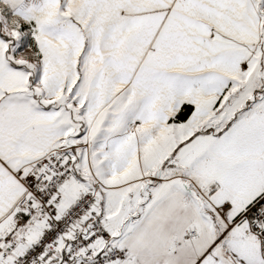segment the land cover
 <instances>
[{"label":"snow or ice","instance_id":"6c2138e0","mask_svg":"<svg viewBox=\"0 0 264 264\" xmlns=\"http://www.w3.org/2000/svg\"><path fill=\"white\" fill-rule=\"evenodd\" d=\"M0 264H264V0H0Z\"/></svg>","mask_w":264,"mask_h":264},{"label":"clouds","instance_id":"9594fccd","mask_svg":"<svg viewBox=\"0 0 264 264\" xmlns=\"http://www.w3.org/2000/svg\"><path fill=\"white\" fill-rule=\"evenodd\" d=\"M21 58H22V59H27V56L25 55V56H22Z\"/></svg>","mask_w":264,"mask_h":264}]
</instances>
